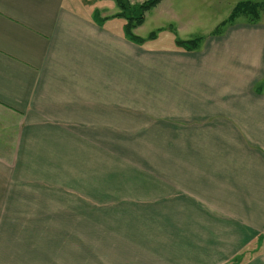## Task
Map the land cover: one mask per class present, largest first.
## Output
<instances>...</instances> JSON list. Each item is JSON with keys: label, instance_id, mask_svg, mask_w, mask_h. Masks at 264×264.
Returning a JSON list of instances; mask_svg holds the SVG:
<instances>
[{"label": "crops", "instance_id": "crops-1", "mask_svg": "<svg viewBox=\"0 0 264 264\" xmlns=\"http://www.w3.org/2000/svg\"><path fill=\"white\" fill-rule=\"evenodd\" d=\"M69 2L0 0V264H76L93 213L87 197L77 211L93 153L80 145L94 137L106 158L120 149L111 171L148 172L156 190L135 197L145 212L100 202L116 204L101 211L113 264H264V23L240 18L200 49L157 52L94 19L99 7ZM249 37L260 49H234ZM144 52L164 66L142 67ZM130 115L147 119L145 133L124 134Z\"/></svg>", "mask_w": 264, "mask_h": 264}, {"label": "rangeland", "instance_id": "rangeland-1", "mask_svg": "<svg viewBox=\"0 0 264 264\" xmlns=\"http://www.w3.org/2000/svg\"><path fill=\"white\" fill-rule=\"evenodd\" d=\"M129 1L131 4L135 5L141 4L145 0ZM242 1L261 4L260 19L258 22L260 24L262 22L264 23V0H163L158 6L146 13L143 25L137 28L133 34L144 40L143 44L146 45L144 47L145 50L151 51L156 49L160 50L157 52H163L164 49L166 50L167 48L175 49L177 47L175 43L176 38L192 39L195 37L207 36L216 28V26H218L219 23L225 21L235 5ZM66 2H68V0H66ZM68 4L82 14L86 11V8L92 7L96 9L99 7V9H102L100 11L98 10L99 16H101V11H103L105 13L104 18H108L107 20L113 19L115 22H119V29L123 35L125 21L117 17L110 18L118 13V9L112 0H70ZM100 6H102V8ZM93 15L95 19V11L93 12ZM241 21L242 23L250 25L246 19L242 18ZM239 22L240 20L238 23ZM187 29L188 31H185ZM152 33L154 39L149 41L148 38ZM255 37L258 38L257 35H255ZM248 40V48H245L246 43H244L243 48H240L236 42L233 44L234 49L238 50L239 53L246 54L250 53L254 48L260 49V42L257 39L249 37ZM254 54H256L255 51ZM144 57L145 58L141 61L142 67L147 66L150 63V61L148 62L146 60L147 58L152 59L155 63H159L160 66H164L165 60L162 55H156L154 52H144ZM144 73H146V71ZM141 81H143L142 83L145 85L148 84L147 82H151L150 84L154 89L158 90L160 93L164 92L162 89L165 87L163 81L157 80L152 82L151 79L147 78V75H144L143 73L141 74ZM70 125L72 127V124ZM141 127H144V129L139 130ZM147 128V119L136 117V115L125 117L124 134L130 136L143 134L147 131ZM81 129L80 124L77 123V132L79 133ZM113 134L115 135L117 133L115 132ZM110 135H112V133H110ZM113 141L114 143L121 145V142L117 139H114ZM90 144L93 146V153L88 155V171L77 172L78 189L76 195L78 197V213L88 211V203H81L79 201L84 199V197H87V200L91 198V201H93L91 204V211H93V213L92 221L90 223V231L86 233L85 230L82 232L81 229H78V252L76 256V264H113L116 262L110 254L111 251H108L106 247L104 251L101 250L102 246L100 243L103 239L102 235L104 233L101 211L107 206L113 208L116 204L104 205L100 202L104 201V198L112 201V197H124V202L118 204L121 209H124L122 211L131 208L134 212H145L149 210L148 204L145 205L143 203L135 202V197L149 196V193L156 190L149 191V187L143 186L142 184L149 180L147 176L148 172L134 173V167L127 165L125 170L119 171L118 174L116 171H111L112 167L116 165V158L112 155H118L120 149L117 150L110 147V154H108V157L106 158V156H104L106 155L105 150L100 146V140L95 137L91 141L87 140L85 144L82 143L80 149L89 147ZM126 146L128 145L126 144ZM125 152L129 153L126 149ZM110 158L113 160L115 159V161L112 163ZM128 158L131 160L141 159L140 156ZM87 162L88 161H85V163ZM141 167L144 168V166ZM142 175H145V177ZM84 186H86V193H84ZM114 210L115 209H112L110 211ZM80 222L83 223V221ZM113 229H116L115 225H113ZM111 236L116 237L113 232ZM86 246L89 248H86Z\"/></svg>", "mask_w": 264, "mask_h": 264}, {"label": "trees", "instance_id": "trees-1", "mask_svg": "<svg viewBox=\"0 0 264 264\" xmlns=\"http://www.w3.org/2000/svg\"><path fill=\"white\" fill-rule=\"evenodd\" d=\"M117 9L118 13L110 18H121L125 21L124 24V36L131 42L143 45L144 40L133 34V31L143 25L145 21V15L150 10L154 9L162 0H145L141 4H131L129 0H112ZM261 4L253 3L250 1L239 2L231 10L228 18L220 23L213 31L212 35H220L223 30L234 24L238 19L243 18L250 24L258 23L260 19ZM98 22H105L107 19H100L98 13H95ZM154 39L153 33L150 34L148 40ZM203 41L202 37H195L192 39L181 40L176 38L175 43L177 47L183 51L191 52L199 49Z\"/></svg>", "mask_w": 264, "mask_h": 264}]
</instances>
